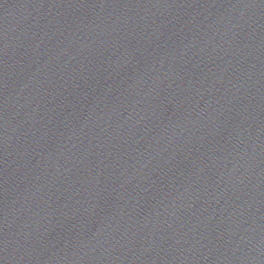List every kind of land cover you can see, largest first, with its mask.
<instances>
[{"label":"water","instance_id":"water-1","mask_svg":"<svg viewBox=\"0 0 264 264\" xmlns=\"http://www.w3.org/2000/svg\"><path fill=\"white\" fill-rule=\"evenodd\" d=\"M92 0H0V21L32 15Z\"/></svg>","mask_w":264,"mask_h":264}]
</instances>
